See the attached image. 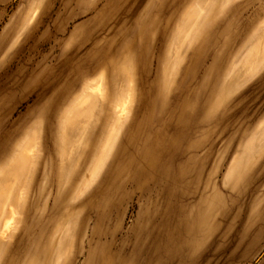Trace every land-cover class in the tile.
<instances>
[{"label":"rangeland","instance_id":"rangeland-1","mask_svg":"<svg viewBox=\"0 0 264 264\" xmlns=\"http://www.w3.org/2000/svg\"><path fill=\"white\" fill-rule=\"evenodd\" d=\"M10 216L0 264H264V0H0Z\"/></svg>","mask_w":264,"mask_h":264},{"label":"crops","instance_id":"crops-1","mask_svg":"<svg viewBox=\"0 0 264 264\" xmlns=\"http://www.w3.org/2000/svg\"><path fill=\"white\" fill-rule=\"evenodd\" d=\"M35 13H36V11H34V13L32 14V17H31V19H30V22L34 19L33 17H34V15H35ZM33 18V19H32ZM30 24V23H29ZM98 85H100L99 83L98 84H96V86L95 87H97ZM101 86V85H100ZM96 89V88H95ZM101 89V88H100ZM126 104H127V106H128V103L127 102H125ZM4 208V206L1 208V211H2V209ZM10 214L11 215H13L14 214V212H10ZM12 220V216H10V217H5L4 219H3V222H2V227L0 228V241L1 240H7L8 239V237L10 236L9 235V231H10V229H8L7 230V232H6V234L4 235V232H5V226H6V224H7V222L8 221H11Z\"/></svg>","mask_w":264,"mask_h":264},{"label":"bare ground","instance_id":"bare-ground-1","mask_svg":"<svg viewBox=\"0 0 264 264\" xmlns=\"http://www.w3.org/2000/svg\"><path fill=\"white\" fill-rule=\"evenodd\" d=\"M103 78V77H102ZM99 80V79H98ZM102 81V80H101ZM96 82V81H95ZM101 86L98 85L96 87V89H100ZM103 88V87H102ZM88 89V88H87ZM84 91V90H83ZM85 92V91H84ZM103 95V94H102ZM126 111H127V104L126 103H123V105L120 107V112L122 115H125L126 114ZM10 224H11V221H8L6 226H5V232H4V235L6 234L7 230L10 228Z\"/></svg>","mask_w":264,"mask_h":264}]
</instances>
